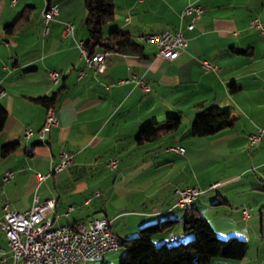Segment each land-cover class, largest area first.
<instances>
[{"label": "crops", "instance_id": "obj_1", "mask_svg": "<svg viewBox=\"0 0 264 264\" xmlns=\"http://www.w3.org/2000/svg\"><path fill=\"white\" fill-rule=\"evenodd\" d=\"M13 1L0 0V106L8 114L0 134V222L5 204L25 212L37 197L56 201L55 227L107 219L112 232L126 240L146 225L173 219L179 222L157 234L155 244L169 245L170 234L186 242L193 233L184 228L186 208L175 205L176 191L197 187L203 193L192 206L216 233L249 244L243 260L216 264H264V137L256 146L249 143L264 129V61H256L258 47L250 35L253 31L264 39L253 25L264 0H114L115 18L105 26L106 35L127 32L143 48L110 54L101 73L86 67L77 44L88 39L85 0H52L59 14L48 25L42 14L48 0ZM189 5L204 10L193 30L186 29L192 18L182 17ZM66 23L74 25V33L66 34ZM178 29L188 45L173 61L159 58L155 44L139 39ZM204 61L217 69L207 71ZM51 73L59 75L56 82ZM139 80L152 91H143ZM43 98L54 99L57 118L44 142L37 135L25 137L28 129L38 132L45 123ZM210 106L232 111L234 123L208 141L225 149L220 150L225 151V172L207 181L192 166V152L201 153L207 141L192 136L190 127ZM178 115L183 124L188 119L186 132L182 124L156 141H136L145 126ZM12 143H19L18 149L3 156ZM180 147L184 154L175 150ZM63 152L73 163L39 182L36 175L53 170ZM112 159L118 161L115 170L106 166ZM8 171L14 177L4 183ZM215 183L219 186L210 190ZM245 208L251 213L247 219ZM110 254L101 262L113 264ZM5 257L9 248L0 227V264H6Z\"/></svg>", "mask_w": 264, "mask_h": 264}, {"label": "built area", "instance_id": "obj_2", "mask_svg": "<svg viewBox=\"0 0 264 264\" xmlns=\"http://www.w3.org/2000/svg\"><path fill=\"white\" fill-rule=\"evenodd\" d=\"M13 2H16L14 0ZM204 10L201 6L189 5L184 10L182 17H191L190 23L186 26L187 30H193L195 22L198 21ZM43 21L48 25L59 14L58 7L49 5L45 2L43 10ZM70 24H65L66 34H70ZM254 27L260 30L264 35V24L259 20L253 21ZM139 39L146 43H152L157 46L158 57L164 60L173 61L186 49L188 41L184 35L183 29L174 32H164L161 34L141 35ZM81 49L82 56L87 68L93 69L97 73L104 72L106 69V57L116 51H103L90 55L85 47L84 41L77 42ZM117 53V52H116ZM207 71L216 70L213 64L204 61L202 63ZM52 80H58L57 73H51ZM137 80V77H133ZM138 84L145 92H151L152 88L146 85L142 80ZM114 84L109 85L112 87ZM57 125L55 109L50 106L47 109L46 119L43 127L34 132L28 129L25 137L31 138L35 135L41 141H45L51 129ZM264 137V129L259 128L257 133L249 137L251 146H256ZM177 152L184 154V148H176ZM73 163V157L63 152L60 155L59 164L47 174L38 173L36 175L39 182H44L55 172H61ZM107 168L115 170L118 167L117 159H112L107 163ZM14 177L13 171H8L3 176V182L8 183ZM219 183H215L210 190L216 189ZM203 193L197 187H187L176 191L175 205H191ZM100 195V193H97ZM56 207V201L51 199L40 202L36 197L32 207L25 212L12 211L8 204L3 206L4 219L0 222V227L6 237L9 248V257L3 258L6 264H80L88 262L102 261L105 256L119 249V238L111 230V222L107 219H97L89 224H79L71 227L69 231L60 230V226L55 227L53 214ZM69 210H72L70 208ZM244 218H249L251 213L249 208L242 210ZM172 239V238H170Z\"/></svg>", "mask_w": 264, "mask_h": 264}, {"label": "trees", "instance_id": "obj_3", "mask_svg": "<svg viewBox=\"0 0 264 264\" xmlns=\"http://www.w3.org/2000/svg\"><path fill=\"white\" fill-rule=\"evenodd\" d=\"M48 3L54 5L52 0H48ZM85 6L87 15L84 26L88 33L85 47L90 55L100 50L121 53L142 52L143 47L129 33L119 30L110 31L108 35L104 33L105 26L115 18L114 0H85ZM15 25L6 27V30H13ZM232 88L235 89L238 86L232 85ZM40 102L50 107L53 106L54 99L43 98ZM7 118L6 110L0 106V134ZM233 123L232 111L219 106H210L197 114L191 135L195 137L213 136L231 127ZM182 124L181 116H170L164 123L145 126L137 135L136 141L140 144L156 141L177 132ZM18 147L19 143L6 145L2 151L3 156L15 152ZM178 222L173 219L162 220L142 227L135 237L120 239L124 250L121 255V264H216L226 260L241 261L246 257L249 249L246 240L236 236L227 239L220 238L207 219L194 206L186 208L182 220L185 230L193 233V237L186 242L172 241L170 240L172 234H170L169 240L171 243H176L175 245H156L154 237L169 230Z\"/></svg>", "mask_w": 264, "mask_h": 264}, {"label": "rangeland", "instance_id": "obj_4", "mask_svg": "<svg viewBox=\"0 0 264 264\" xmlns=\"http://www.w3.org/2000/svg\"><path fill=\"white\" fill-rule=\"evenodd\" d=\"M117 1L119 2V0H117ZM44 7H45V4H44ZM117 11H118V9H117ZM256 13L258 15V18L264 24V8L262 9V11L260 9L256 10ZM240 14H242V12ZM77 23L80 24L79 20L77 21ZM79 30H81V27H79ZM82 30H83V28H82ZM84 31L86 32L85 29H84ZM104 32H105V34H107L106 27L104 28ZM250 35H251V39H253V41H254V44H256V46L258 47V56H257L258 58L256 59V61L262 62V61H264L263 60L264 56L262 55L263 51H264V39L260 38V35H258L257 33L253 32V31L250 32ZM166 120H167V118L164 120V122ZM184 121L185 122H184V124L182 126V129H181L182 132H186V128L188 126V119L186 117L184 118ZM191 130H192V127H190V133H191ZM190 133H188V134L190 135ZM188 139H190V138H188ZM188 139H186V141H188ZM196 139H201V140L203 139L204 141H207V142H205L206 149L202 150L201 153H198L196 151H195V153L192 152L193 153L192 154V159H193L192 160L193 161V165L192 166L194 168H196L197 171L199 172V174L203 178H205L207 181L215 180V178H222L221 175H223V172H225V170H224V168H222L223 166H221V163L223 161V158L225 157V155H223L225 153V151H220V150H225V149H221L220 147H217V145L216 146H213V145L210 146L208 141H209V139H211V136L210 137H204V138H196ZM236 156H238V154L234 155V157H236ZM109 174H113V176L115 175L114 173L105 172L104 176H108ZM212 195H214V194H212ZM199 197H198V199H199ZM194 203H195V201L191 205H189V206H187L185 208L191 207ZM214 212L215 211L208 212L209 218H213V216H214L213 213ZM213 224H215L214 225L215 227L217 226V222L215 223V221H214ZM216 228H218V227H216ZM219 237L222 238V239L229 238V237H223L222 235H219ZM170 238H175V239H177L176 241L180 240L177 236H175L173 234L170 235ZM121 244L122 243H120V247L117 250L118 252L115 251L116 253L110 254L108 256V257H112L113 264H121V255L124 252L123 248L121 247ZM175 244L176 243H171V242L169 243V245H175ZM226 261H230V260H226ZM229 263H231V262H229ZM229 263H227V264H229ZM80 264H103V263L101 261H97V262H88V263H80Z\"/></svg>", "mask_w": 264, "mask_h": 264}, {"label": "bare ground", "instance_id": "obj_5", "mask_svg": "<svg viewBox=\"0 0 264 264\" xmlns=\"http://www.w3.org/2000/svg\"><path fill=\"white\" fill-rule=\"evenodd\" d=\"M74 30H75L74 25L73 24H70V34L74 33ZM187 206H189V205H182V208H185ZM60 230H62V231H69V230H71V227L70 226H67V225L66 226H60ZM170 240L176 241L177 239L172 238ZM119 247H120V239H119Z\"/></svg>", "mask_w": 264, "mask_h": 264}]
</instances>
